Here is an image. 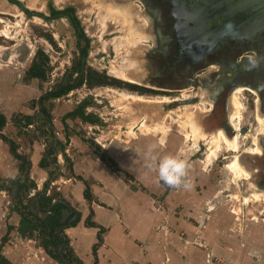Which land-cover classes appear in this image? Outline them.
Returning <instances> with one entry per match:
<instances>
[{
	"label": "rangeland",
	"instance_id": "rangeland-1",
	"mask_svg": "<svg viewBox=\"0 0 264 264\" xmlns=\"http://www.w3.org/2000/svg\"><path fill=\"white\" fill-rule=\"evenodd\" d=\"M20 3L29 7L30 14L23 11L21 5L0 0V112L6 118L2 134L15 141L24 152L30 149L28 140L44 141L45 150L52 145L59 150L55 136L61 133L64 137L61 143L66 147L70 137H78L95 154L98 152L106 158L108 151L111 154L122 152L121 155L126 157L129 154L132 158L141 155L137 165L141 161L149 165L153 158L158 161L165 155L184 159L188 163L183 181L187 187L165 186L158 181L155 164H152V179L161 189L159 195L163 196L166 191L170 196L169 203L165 204L163 196L156 204L161 208L168 207L166 211L171 219H179L197 229L200 224L230 230L235 234L236 243L244 242L242 230L253 231L255 239L256 234H264V123L258 120L261 113L264 117V108L259 113L257 101L261 98L258 89L256 113L255 97L246 91L237 94L242 107L238 108L239 119L230 120L229 126L225 121L224 94L217 95L213 108L210 106V97L217 90L215 73L197 71L199 77L188 84L187 79H193V74L184 79L178 69H170L174 42L171 26H164L162 32L169 37L163 42L153 31L156 30L155 12L142 11L141 0H23ZM66 8L73 10L82 37L66 15L52 18V10ZM157 16L170 19L168 7H161ZM139 32L146 39H139ZM83 47H86L82 66L86 82L62 97L43 101L51 118L52 141V135L42 125L43 114L38 111V101L60 82L74 83L77 80L74 69H77L79 60L82 61L80 49ZM167 48L171 54L164 56ZM145 52L148 53L146 57ZM34 62L42 67V71H30ZM147 63L153 71L151 80L158 86L149 82ZM92 71L102 76L106 83L92 84L95 78L89 77ZM116 71L128 73L154 88L184 89L180 90L182 92H145V86L119 79L113 73ZM197 86L206 87L209 92L202 91L203 88L194 89ZM195 92L200 95L196 101L178 102L193 98ZM205 92L210 93H207L209 96H205ZM129 93L135 99H122V95ZM84 99L89 101L85 113L96 117L98 122H85L79 118L64 120L65 114ZM232 110L229 108L228 113ZM27 118L32 119L29 126L24 125ZM220 127H224L229 138L235 136L236 150H230L222 143L217 134ZM141 135L152 140L147 141L146 146H140L143 142L139 138ZM213 141L218 143V149L211 155ZM4 144L0 143V169L1 162L7 159V155L10 157ZM256 147L259 151L255 150ZM234 159L239 161L240 170L242 168L238 174L228 168ZM64 161L62 165L72 164ZM11 162L17 166L15 160ZM131 164L133 161L129 167ZM5 165L9 167L11 163ZM56 169L51 170L55 176L60 173ZM8 179L0 175V184ZM51 193L58 196L53 189ZM3 198L5 206V201L10 200L6 190ZM38 243L32 239L23 242L25 249L29 250L25 259L36 255L42 262V258H48L43 249L35 254L33 250L40 247ZM11 249L16 250V247ZM8 255L12 257L13 252L9 251Z\"/></svg>",
	"mask_w": 264,
	"mask_h": 264
},
{
	"label": "crops",
	"instance_id": "crops-1",
	"mask_svg": "<svg viewBox=\"0 0 264 264\" xmlns=\"http://www.w3.org/2000/svg\"><path fill=\"white\" fill-rule=\"evenodd\" d=\"M56 135L55 142L63 141L61 133ZM139 138L143 139L140 146H146V142L152 140L147 135ZM28 144L30 149L27 148V152L22 151L21 146L17 150L27 154L30 160L29 176L36 185V189L30 192L31 196L42 189L54 167L39 166L45 151L44 141L30 143L28 140ZM56 153V170L60 173L57 176L51 174L54 178L48 182L47 193L53 189L69 204L71 210H64L68 211V216L63 221L72 220L75 215L72 211L80 214L78 222L66 227L64 234L81 264H264V234H256L255 239L253 231L242 230L244 242L236 243L235 234L230 230L200 224L197 229L179 219H171L166 211L168 207L161 208L156 204L163 196L165 204L169 203V193L164 191L163 196L159 195L161 189L152 179V167H147L149 165L144 161L137 165L141 155L132 158L129 154L126 157L121 155L122 152L111 154L108 151L107 156L116 164L113 166L96 156L78 137H70L63 152L57 150ZM9 156L11 159L7 155V159L1 162L0 175L12 179L17 174V166L12 164L15 159L10 153ZM65 159L72 162L71 172L67 163L62 165ZM132 161L134 164L129 167ZM6 163H11V166H6ZM86 189L89 198L84 196ZM3 197L4 191L1 190L0 255L11 264H59L49 256L42 258V262L36 255L24 258L29 250L25 249L23 242L31 239L20 236L17 231L20 216L15 212L9 214L10 200L5 201L4 206ZM180 201L183 202L182 199ZM86 220L93 225H86ZM8 225L12 226L9 231ZM98 235L101 241H98ZM4 236L7 238L1 244ZM11 245L16 250L11 249ZM8 250L13 252L12 257H9ZM33 251L35 254L43 252L41 247Z\"/></svg>",
	"mask_w": 264,
	"mask_h": 264
},
{
	"label": "trees",
	"instance_id": "trees-1",
	"mask_svg": "<svg viewBox=\"0 0 264 264\" xmlns=\"http://www.w3.org/2000/svg\"><path fill=\"white\" fill-rule=\"evenodd\" d=\"M72 13L73 10L70 8L64 10H55L52 11V17L66 15L72 22V25L76 27L78 35L82 37L81 29L78 26L79 23ZM80 53L82 58L83 56L85 57L86 47L81 48ZM38 69L42 71V67L36 62H34L30 67V71L32 70V72H36L38 71ZM74 70H76L75 72L78 76L77 80L74 83L62 81L57 85L55 89L42 95L40 97V100L38 101L40 105V113L43 114L42 125L46 127L48 132L52 135V141H54V136L51 118L48 114L47 109L45 108V106H43V101L49 98L62 97L69 91L80 87L84 81L86 82V78L81 66V59L78 62L77 69ZM89 77H95L92 84L106 83V80L94 71L90 73ZM92 84H89V86ZM88 105L89 101L84 99L73 110L65 114L64 120L66 118H79L80 120L85 122H98V119L96 117H92L85 113V108ZM31 121L32 119L27 118L24 122V125L29 126L31 124ZM5 125L6 118L0 112V139L8 145L9 153L18 162L16 176L12 179L4 180L3 183L0 184V191L6 190L8 192L10 198L7 207L9 214L15 212L20 216V221L17 228L18 233L22 237H26L35 241L38 240V244L46 252V254L57 261L59 264H81L80 260L75 256L74 252L70 248L68 238L64 234V229L66 227L74 226L78 222L80 214L76 211H72V214L77 215V218L71 221L70 219L62 221L63 211L66 209L71 210V208L65 200L60 198V196H56V194L51 193V191L47 193L48 182L54 178L53 175H51L52 172L49 173L48 179L44 182L42 189L40 191H35L33 195L30 196V192L36 189L34 181L30 179L29 176L30 160L27 154L18 152V145L15 143V141L2 134ZM29 142L31 143V140H29ZM56 144H59V150L63 152L65 146L64 143L56 141ZM56 152L57 148L53 147V145L51 146V148L46 149L44 151V154L40 158L39 166L47 167L49 165H52L54 167L53 169H55ZM96 154H98V156L102 160L107 161L108 164L113 165L114 162L111 158H106L103 156V154H100L98 152H96ZM68 169L71 172V166H68ZM87 191L88 190L86 189L84 192V196L86 198H89V194ZM86 225H93V223L89 222V220H86ZM11 229L12 226L8 225L7 231ZM6 238L7 236H4L1 239V244L4 243ZM98 241H101L99 235ZM0 263L11 264L1 255Z\"/></svg>",
	"mask_w": 264,
	"mask_h": 264
},
{
	"label": "flooded vegetation",
	"instance_id": "flooded-vegetation-1",
	"mask_svg": "<svg viewBox=\"0 0 264 264\" xmlns=\"http://www.w3.org/2000/svg\"><path fill=\"white\" fill-rule=\"evenodd\" d=\"M8 1L11 3L13 2V5L17 6V4L21 5L20 2L23 0H8ZM141 1L143 2L142 5L143 7L140 8L142 9V11L155 12L156 15L154 13L153 14L156 16V19L154 21L156 22L155 24L156 30L153 31L155 32L156 36L159 39L163 40V42H166L168 40L167 37H169L163 34L162 32V30H164V26H171L173 33L172 40L174 41L172 44L173 51L171 54V51H169L167 48L166 51L164 52V56H169L171 54V61L169 63L170 69L171 68L178 69L181 72L180 74L183 75L184 79L186 78L187 75L193 74L194 76L193 79L192 78L187 79L188 84L192 83V81L194 82L196 80V77H199V74L195 73L197 71L198 73L202 72V74L208 72L215 73L214 86L217 87V90L213 93V97H210L212 101L211 108H213L215 104L217 95L224 94V96L226 97L225 106H226L227 115L225 117V121L227 125L230 126V123L228 121L229 108H228L227 100H228V95L233 87L237 85H249L251 87L257 88L260 94V98L264 102V36L259 37L257 39L241 40V41L225 39L224 41L219 42L215 46H211L209 44V41L202 42L201 36H198L196 33L198 31V29H196L195 26L196 22H191L192 20L190 18L187 19V16L185 19L183 11L181 10V8H179L180 6L178 5L176 7L175 5L176 0H154V1L141 0ZM190 1L193 2V4L189 9L190 13L187 14L189 15V17H192L194 16L193 14H195L194 6L195 4H198V0H190ZM21 6H22L21 9L23 11L30 14V12L27 11L29 9L28 6H23V5ZM161 7H168L169 14H171L170 19L165 20L157 16V12L161 10ZM52 11H51V16H52ZM248 53H250V55ZM147 55L148 53L145 52L144 56L146 57ZM249 56H252L253 59L256 61L255 65H252L250 63L248 59ZM215 66H218L219 68H215ZM147 68L149 72L148 76L150 77L149 82L158 86L155 82L151 80V77H153L152 76L153 71H151L148 63H147ZM201 88H203L202 91H208L206 87H201V86L200 87L197 86L194 89L201 90ZM182 89L184 88L165 89V88L143 87V90L145 92H152L156 90L180 91ZM243 91H246L247 94L255 97L253 103H254V110L256 113V99H257L256 95L249 90H243ZM208 92H205L206 93L205 96H209L207 95ZM199 96L200 95L196 94L193 98L186 100H178V102L187 101V103H191V101H196L197 100L196 98ZM220 129H222L225 133L224 127L222 128L220 127ZM263 153L261 155H263Z\"/></svg>",
	"mask_w": 264,
	"mask_h": 264
},
{
	"label": "water",
	"instance_id": "water-1",
	"mask_svg": "<svg viewBox=\"0 0 264 264\" xmlns=\"http://www.w3.org/2000/svg\"><path fill=\"white\" fill-rule=\"evenodd\" d=\"M6 2L9 3L8 0ZM192 4L190 0L175 1L185 19L187 16L191 22H196V33L202 42L209 41L211 46H215L225 39L241 41L264 36V0H198L194 16L189 17L187 13H190ZM67 216L68 211H64L62 221ZM76 218V215L72 216V220Z\"/></svg>",
	"mask_w": 264,
	"mask_h": 264
},
{
	"label": "bare ground",
	"instance_id": "bare-ground-1",
	"mask_svg": "<svg viewBox=\"0 0 264 264\" xmlns=\"http://www.w3.org/2000/svg\"><path fill=\"white\" fill-rule=\"evenodd\" d=\"M108 5V4H107ZM178 28V27H177ZM4 29V28H3ZM2 29V30H3ZM3 31H5V30H3ZM2 31V32H3ZM134 32V31H133ZM137 33H138V31H136ZM4 33H6V32H4ZM140 33V32H139ZM3 34V33H2ZM141 34V33H140ZM138 35V38L139 39H146V36L145 35H143V34H141V35ZM4 35V34H3ZM131 37V36H130ZM137 38V37H136ZM137 38V39H138ZM128 39V38H127ZM137 41H139V40H137ZM136 42V41H135ZM122 43V42H121ZM123 45V44H122ZM117 48V47H116ZM125 60H126V58H125ZM128 63H130V62H128ZM131 65V64H130ZM219 66V65H218ZM218 66H216L217 68H219ZM128 67V66H127ZM123 68H125V66L123 67ZM126 70V69H125ZM114 74H115V76L116 77H118L119 79H122V80H124V81H127V82H131V83H134V84H138V85H142V86H145V87H150V88H154V86H151L150 84V86L147 84V83H145V82H142V81H140L138 78H136V77H131L128 73H125V72H123V71H116V72H113ZM145 83V84H144ZM231 90V89H230ZM243 90H249V91H251V92H253L254 94H256L257 96H259L258 95V91H257V88H254V87H251V86H249V85H237V86H235V87H233L232 88V90L230 91V93H229V95H228V107L229 108H233V110H232V112L229 114V116H228V121L230 122V120H232V119H239V114H238V108H240V107H242L241 106V102L239 101V99L237 98V94L238 93H241V91H243ZM130 94V93H129ZM122 95L121 97H122V99H135V97L133 96V95ZM136 96V95H135ZM144 97V96H143ZM189 98V97H188ZM121 99V98H120ZM138 99H140V100H142L141 98H138ZM144 100V99H143ZM156 100V99H155ZM164 100V99H163ZM178 100V99H177ZM152 101H154V100H152ZM160 101V100H159ZM170 101V100H169ZM166 103V102H165ZM263 101L261 100L260 101V99H258V101H257V106L259 107V113H260V109H262V108H264V106H263ZM210 106H212V105H210ZM259 114H257V116H258ZM188 116V115H187ZM189 119H190V117H189ZM258 120L260 121V122H262V123H264V117H263V115H262V113H261V116L260 117H258ZM194 125H196V124H194ZM238 126V125H237ZM191 127V126H190ZM197 127V126H196ZM193 129V128H192ZM195 129H193L192 130V132L194 131ZM194 133V132H193ZM192 133V134H193ZM197 134V133H196ZM195 134V135H196ZM217 134L220 136V138H221V141H222V143L228 148V149H230V150H236V141H234V139H235V136H233V137H231V138H229L228 136H226V134L224 133V131L222 130V129H219L218 130V132H217ZM198 135V134H197ZM213 137V136H212ZM210 138V137H209ZM214 138V137H213ZM216 138V137H215ZM212 139V138H211ZM215 140V139H214ZM237 140V139H236ZM259 140V139H258ZM258 140H257V143H258ZM264 141V140H263ZM211 143V142H210ZM260 143V142H259ZM212 144V143H211ZM218 143H216L215 141H213V145H212V150H210V154L211 155H213L214 154V152H215V150H217L218 149V145H217ZM210 145V144H209ZM209 147V146H208ZM255 150H258L259 151V149L256 147L255 148ZM209 156V155H208ZM206 158H208L207 156H206ZM235 158V157H234ZM229 167V169L234 173V174H238V172L239 171H242V168H241V170H240V166H239V161L238 160H236V159H234V160H232L231 161V163L228 165ZM235 177V176H234ZM245 198H247V197H245Z\"/></svg>",
	"mask_w": 264,
	"mask_h": 264
},
{
	"label": "clouds",
	"instance_id": "clouds-1",
	"mask_svg": "<svg viewBox=\"0 0 264 264\" xmlns=\"http://www.w3.org/2000/svg\"><path fill=\"white\" fill-rule=\"evenodd\" d=\"M248 59L252 65H255L256 61L252 56H249ZM152 164H155L158 181L162 182L165 186L169 188L187 187V185L183 183L188 167L186 160L165 155L159 158L158 161L153 158L149 167H152Z\"/></svg>",
	"mask_w": 264,
	"mask_h": 264
}]
</instances>
